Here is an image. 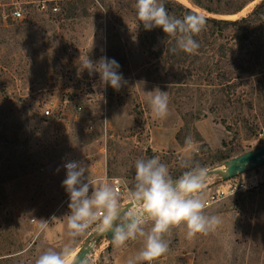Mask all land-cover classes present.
Here are the masks:
<instances>
[{"label": "rangeland", "instance_id": "1", "mask_svg": "<svg viewBox=\"0 0 264 264\" xmlns=\"http://www.w3.org/2000/svg\"><path fill=\"white\" fill-rule=\"evenodd\" d=\"M21 1L23 19L0 20V264H36L48 249L65 248L71 262L97 230L69 235L67 160L84 161L94 179L112 185L118 178L129 190L139 158L159 157L177 178L187 170L181 158L223 168L224 157L264 145V20L217 35L207 23L195 37V54L171 53L162 28L139 23L136 0L63 2L60 14L39 11V0ZM202 1L220 11L234 3ZM260 1L236 14L209 13L188 0L165 6L180 18L177 4L207 18L240 20ZM87 56L115 59L126 85L101 87L98 74L80 67ZM156 87L168 91L165 119H153L145 95ZM219 179L208 177L204 197ZM241 179L251 188L205 208L221 225L191 240L185 227H174L165 235L168 252L153 264H264V166L233 178ZM96 245L105 253L109 242ZM107 260L91 255L86 264Z\"/></svg>", "mask_w": 264, "mask_h": 264}, {"label": "clouds", "instance_id": "2", "mask_svg": "<svg viewBox=\"0 0 264 264\" xmlns=\"http://www.w3.org/2000/svg\"><path fill=\"white\" fill-rule=\"evenodd\" d=\"M135 11L145 30L162 28L167 39L172 41L169 52L179 50L195 54L199 49L194 37L206 28V16L194 12L182 18L171 15L165 0H136ZM80 67L86 69L89 76L98 74L99 85L103 88L110 86L120 91L127 83L115 59L102 56L94 62L87 56ZM145 95L153 119H165L169 114L168 91L156 87ZM184 143L192 149L195 142L187 136ZM180 167L187 170L173 178L159 157L137 159L133 182L127 193L129 203L125 206L121 202V190L91 177L84 161L66 162V178L62 186L69 195L70 213L66 215L69 235H82L96 225L97 230L112 233V242L117 247H123L129 240L142 238L143 247L134 258L127 260V264H153L165 255L169 250L165 235L174 227H185L189 240L198 234L207 235L222 223L220 216L205 213L208 169L185 158H181ZM149 223L151 227L146 229ZM44 227L42 222L41 229ZM71 253L70 248L59 252L48 249L36 264H70Z\"/></svg>", "mask_w": 264, "mask_h": 264}, {"label": "built area", "instance_id": "3", "mask_svg": "<svg viewBox=\"0 0 264 264\" xmlns=\"http://www.w3.org/2000/svg\"><path fill=\"white\" fill-rule=\"evenodd\" d=\"M78 0H39L37 1V9L41 12H51L56 13L60 8V3L63 2H73ZM25 2L21 0H0V18L2 21H15L18 19L24 18L23 4ZM50 115V110L47 108L44 111V116L48 117ZM67 160L63 163L64 164ZM65 169V168H64ZM66 170V169H65ZM112 185L117 187L122 192V204L129 202L127 198L128 190L124 188L120 183L118 178L112 179ZM251 188L250 182H247L243 179L241 180H227L222 181L219 179L218 185H215L213 189H207L205 195L206 207L216 203L222 199L238 194L239 192ZM90 257V256H89Z\"/></svg>", "mask_w": 264, "mask_h": 264}, {"label": "water", "instance_id": "4", "mask_svg": "<svg viewBox=\"0 0 264 264\" xmlns=\"http://www.w3.org/2000/svg\"><path fill=\"white\" fill-rule=\"evenodd\" d=\"M264 166V145L258 146L236 156H233L223 162V168L213 167L208 169V177L217 176L222 181L235 178L247 171ZM129 202L123 205L127 206ZM105 238L109 243L112 242L111 232H102L94 230L84 241L83 245L72 259L70 264H86L96 243Z\"/></svg>", "mask_w": 264, "mask_h": 264}, {"label": "trees", "instance_id": "5", "mask_svg": "<svg viewBox=\"0 0 264 264\" xmlns=\"http://www.w3.org/2000/svg\"><path fill=\"white\" fill-rule=\"evenodd\" d=\"M80 1H82V0H80ZM188 1L192 5H194L196 7H199V8H201V9H203V10L209 12V13H214V14H236V13L240 12L241 9L247 3H249V2H251L253 0H234V3L231 4L230 9H228L226 11H220V10L214 9V8L208 6V5H205L202 0H188ZM74 2H76V1L66 2L65 4H71V3H74ZM177 6H178V9H179V14L182 15V17L184 15L188 14L189 12H194L192 9H190L188 7H184L183 5L177 4ZM70 9H73V8L70 7ZM64 10H65V8L62 7L61 11L58 12V13L60 14ZM71 12H72V10H71ZM49 13H51V12H49ZM58 13H56V14H58ZM194 13H196V12H194ZM73 14L74 13H71V14H69L67 16H69V18H70L71 16H73ZM250 20L253 23H255L257 20H260L261 22L264 20V0H261L255 6L254 10L251 12V14L247 18H242L240 20H222V19L207 18V23H210V25L216 30L215 33L217 35L218 33H221L222 29L224 27H226V26L237 25V24L243 23L245 21H250ZM2 22H4V21H2ZM9 22H12V21H5L4 23H9ZM212 31H213V29H212ZM201 33H204V32L202 31ZM159 47H161V46L159 45ZM230 157L231 156H226V157H224L223 160H226V159H228ZM8 220H9V218H8Z\"/></svg>", "mask_w": 264, "mask_h": 264}, {"label": "crops", "instance_id": "6", "mask_svg": "<svg viewBox=\"0 0 264 264\" xmlns=\"http://www.w3.org/2000/svg\"><path fill=\"white\" fill-rule=\"evenodd\" d=\"M107 246L106 252L103 253L104 251H102L103 249H101V246L97 247V245H95L93 249L94 253L92 251L93 254L91 253L90 256L97 255L102 258L103 254H107L109 260H107L105 264H127V260L134 258L143 247V241L142 238H138L137 240L126 242L123 247H117L113 242H110Z\"/></svg>", "mask_w": 264, "mask_h": 264}]
</instances>
